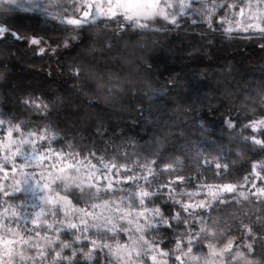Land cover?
<instances>
[{
    "label": "trees",
    "instance_id": "trees-1",
    "mask_svg": "<svg viewBox=\"0 0 264 264\" xmlns=\"http://www.w3.org/2000/svg\"><path fill=\"white\" fill-rule=\"evenodd\" d=\"M74 2L56 0L55 19L42 9L0 11V25L29 41L33 37L46 41L55 49L40 55L30 42L11 36L0 40V118L29 128L50 127L57 137L53 141L56 148L67 150L73 144L75 151L118 154L127 157L129 166L137 158L141 163L157 159L160 168L174 164L176 172L164 173L161 182L182 175L186 178L183 191H197V181L201 185H235L237 192L223 194L228 204L213 206L212 215L220 220L222 229L220 243L243 238L259 249L264 243V196L252 195L256 190L244 177L252 175L253 164L264 162V150L250 140L252 135L264 139V130L253 133L246 127L250 121L264 118V36L242 32L229 36L223 31L227 25L215 23L224 14L219 8L213 28H209L204 5L210 0H197L192 5L196 11L179 17L177 25L159 18L149 21L146 29L121 28L103 21L98 22L100 27L85 26L65 47L70 26L60 24L59 18L72 14ZM103 23L109 27L104 28ZM76 67L84 69L79 78L73 75ZM110 87L119 91L109 93ZM26 101L47 105L40 110L44 114ZM228 122L235 127H228ZM217 159L228 165L219 176L214 167ZM206 160L211 165H205ZM252 179L264 188V180ZM241 191L248 200L238 195ZM18 195L26 201L29 213L32 204L39 203L30 195ZM3 199L0 195V203ZM7 199L20 203L13 197ZM153 199L166 218L179 210L165 195ZM177 223L173 221L172 229L163 224L158 229V242L166 252L175 249L174 241L180 238L177 233L185 231ZM61 239L74 242L71 233H62ZM75 247L87 251L91 245L84 241ZM200 248L207 252L203 245ZM71 251L65 249L64 255L70 256ZM163 259L174 264V256ZM111 261L105 249L94 252L90 260L78 254L72 264Z\"/></svg>",
    "mask_w": 264,
    "mask_h": 264
},
{
    "label": "snow or ice",
    "instance_id": "snow-or-ice-1",
    "mask_svg": "<svg viewBox=\"0 0 264 264\" xmlns=\"http://www.w3.org/2000/svg\"><path fill=\"white\" fill-rule=\"evenodd\" d=\"M195 2L197 0H75L72 14L65 13L59 18L60 24L70 26L65 47L70 40L78 38L85 26L100 27L98 22L103 21L116 23L121 28L146 29L148 22L156 18L177 25L179 17L196 11L192 8ZM56 8V0H0L3 12L42 9L45 14L53 15ZM218 8L223 9L224 14L215 23L227 25L223 31L229 36L234 32L264 36V0H225L220 4L210 0L204 5L209 28H213ZM53 18L56 17L53 15ZM102 26L107 28L109 24ZM7 36L32 45L41 43L34 37L29 41L0 25V40ZM44 52L41 47L38 54ZM83 72L82 67L73 69V75L78 78ZM115 91L119 89L109 88V93ZM26 103L38 112L47 108L39 103ZM228 127L235 125L228 122ZM246 127L253 133L262 132L264 118L252 120ZM56 138L50 127L29 128L22 122L12 123L0 118V195L5 198L0 203V264H49V261L72 264L78 254L90 260L94 252L105 249L112 257L110 264H168L163 258L172 256L174 264H244L246 260L264 264V243L259 249L254 243H245L243 238L239 241L229 238L226 243H220L218 233H222V229L220 220L212 215L213 206L228 204L223 194L237 192L235 185H201L197 181V191H183L181 186L185 185L186 178L182 175L161 182L164 173L176 172L174 164L160 168L161 162L157 159H145L141 163L137 158L129 166L127 157L118 154L75 151L73 144H69L67 150L56 148L53 146ZM250 140L264 150V139L252 135ZM211 163L204 161L205 165ZM214 167L218 176L221 169H228L219 159ZM261 173H264V162L253 164L252 175L244 177L245 183L251 182L252 188H256L252 177L264 180ZM18 194L30 195L39 202L32 204L31 213L25 210L26 201ZM158 194L179 206L171 217L166 218L161 207L155 204L153 198ZM238 195L248 200L245 192ZM252 195L264 196V188L256 189ZM185 196L187 200L183 199ZM199 196L206 198L193 199ZM9 197L20 203L10 202ZM173 221L178 222L176 227L182 224L185 231L177 233L180 238L174 241L175 249L166 252L158 242V229L162 224L172 229ZM62 233H71L74 242L62 240ZM84 241L91 245L87 251L75 247ZM200 245L206 247L207 252H202ZM65 249L72 250L70 256L64 255Z\"/></svg>",
    "mask_w": 264,
    "mask_h": 264
},
{
    "label": "rangeland",
    "instance_id": "rangeland-1",
    "mask_svg": "<svg viewBox=\"0 0 264 264\" xmlns=\"http://www.w3.org/2000/svg\"><path fill=\"white\" fill-rule=\"evenodd\" d=\"M32 46L35 48H38V50H40V48L43 47L45 49V51H47V52H53L52 49H54V47L49 46V44L46 41H41L40 44L32 45ZM259 188H262V186H259L258 184H256V188H253V189L256 190Z\"/></svg>",
    "mask_w": 264,
    "mask_h": 264
}]
</instances>
